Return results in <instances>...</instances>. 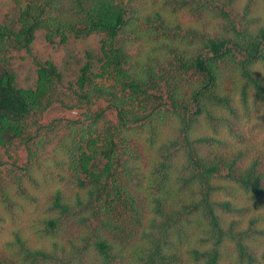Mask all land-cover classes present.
<instances>
[{"label":"trees","instance_id":"obj_1","mask_svg":"<svg viewBox=\"0 0 264 264\" xmlns=\"http://www.w3.org/2000/svg\"><path fill=\"white\" fill-rule=\"evenodd\" d=\"M264 0H0V264H264Z\"/></svg>","mask_w":264,"mask_h":264},{"label":"rangeland","instance_id":"obj_2","mask_svg":"<svg viewBox=\"0 0 264 264\" xmlns=\"http://www.w3.org/2000/svg\"><path fill=\"white\" fill-rule=\"evenodd\" d=\"M258 69L260 70V73L264 75V66L263 65H259Z\"/></svg>","mask_w":264,"mask_h":264}]
</instances>
